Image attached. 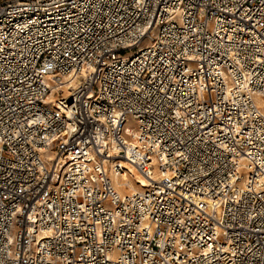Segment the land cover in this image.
Listing matches in <instances>:
<instances>
[{
  "label": "built area",
  "instance_id": "built-area-1",
  "mask_svg": "<svg viewBox=\"0 0 264 264\" xmlns=\"http://www.w3.org/2000/svg\"><path fill=\"white\" fill-rule=\"evenodd\" d=\"M0 264H264V0H0Z\"/></svg>",
  "mask_w": 264,
  "mask_h": 264
},
{
  "label": "bare ground",
  "instance_id": "bare-ground-1",
  "mask_svg": "<svg viewBox=\"0 0 264 264\" xmlns=\"http://www.w3.org/2000/svg\"><path fill=\"white\" fill-rule=\"evenodd\" d=\"M125 167V170L122 173L117 170H112V178L117 188L124 189L127 185L130 186L131 189L140 191L139 189L145 186L150 185L151 180L143 174L141 170L130 161L128 157L122 159V163ZM137 178L138 181L134 182V179ZM127 190V189H126Z\"/></svg>",
  "mask_w": 264,
  "mask_h": 264
},
{
  "label": "rangeland",
  "instance_id": "rangeland-1",
  "mask_svg": "<svg viewBox=\"0 0 264 264\" xmlns=\"http://www.w3.org/2000/svg\"><path fill=\"white\" fill-rule=\"evenodd\" d=\"M133 124V120H129L128 122H127V125H126V130H125V132H126V134L127 135H129L130 134V129H129V127L131 126ZM125 170V167H123L122 169H119L118 170V172H120V173H122V171H124ZM113 179V178H112ZM135 181H138V179L137 178H135L134 179V182ZM147 186H145V187H143V188H146ZM119 189V191L122 193H129V192H134V191H137V190H133V189H131L130 188V186L129 185H127L124 189H121V188H118ZM127 189V190H126ZM140 189H142V188H140ZM139 189V190H140Z\"/></svg>",
  "mask_w": 264,
  "mask_h": 264
}]
</instances>
